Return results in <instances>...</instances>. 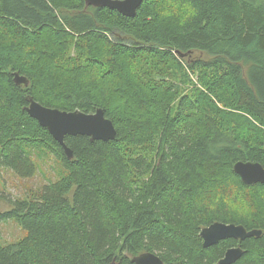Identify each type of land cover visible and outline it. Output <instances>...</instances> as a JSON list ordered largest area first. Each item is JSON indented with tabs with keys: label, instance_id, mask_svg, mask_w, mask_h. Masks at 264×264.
I'll return each instance as SVG.
<instances>
[{
	"label": "trees",
	"instance_id": "16d2710c",
	"mask_svg": "<svg viewBox=\"0 0 264 264\" xmlns=\"http://www.w3.org/2000/svg\"><path fill=\"white\" fill-rule=\"evenodd\" d=\"M27 97L101 109L116 136H66L68 159ZM42 155L60 171L9 200L0 222L26 236L0 244V264H132L146 252L216 264L230 244L199 237L214 222L259 230L237 264H264V185L233 172L264 168V0H144L133 18L83 0H0V167L29 179Z\"/></svg>",
	"mask_w": 264,
	"mask_h": 264
},
{
	"label": "water",
	"instance_id": "95a60500",
	"mask_svg": "<svg viewBox=\"0 0 264 264\" xmlns=\"http://www.w3.org/2000/svg\"><path fill=\"white\" fill-rule=\"evenodd\" d=\"M83 1L86 7L105 8L116 11L124 17L133 18L144 0ZM13 82L19 87L28 85L27 79L17 73L13 74ZM27 101L28 105L25 108L27 115L34 119L40 127L47 130L52 139L61 146L68 159H71L72 154L70 149L64 144L66 136H85L92 142H108L114 140L116 136L113 123L105 118L101 109H97L90 114L80 111L65 112L45 108L30 97H27ZM233 172L244 185H264V168L258 163L237 162L233 165ZM260 234L259 230L248 231L241 225L214 222L203 228L199 233V237L203 242L202 247L208 248L221 240L235 239L243 241L249 238H258ZM242 255L243 251L240 248L229 249L219 264H234ZM131 263L163 264L158 256L147 252L133 257Z\"/></svg>",
	"mask_w": 264,
	"mask_h": 264
},
{
	"label": "rangeland",
	"instance_id": "374dc122",
	"mask_svg": "<svg viewBox=\"0 0 264 264\" xmlns=\"http://www.w3.org/2000/svg\"><path fill=\"white\" fill-rule=\"evenodd\" d=\"M37 170L33 177L22 179L15 175L11 170L0 167V214L9 210V200L21 199L26 196L27 192L41 189L52 181L60 171L59 166L55 163V158L50 156H34ZM8 200V201H6ZM26 236L24 231L14 219H7L0 222V244L7 245L14 243Z\"/></svg>",
	"mask_w": 264,
	"mask_h": 264
},
{
	"label": "flooded vegetation",
	"instance_id": "af4514ba",
	"mask_svg": "<svg viewBox=\"0 0 264 264\" xmlns=\"http://www.w3.org/2000/svg\"><path fill=\"white\" fill-rule=\"evenodd\" d=\"M202 241V240H201ZM243 241H245V240H243ZM243 241H241V240H235V239H225V240H221V241H219V242H217L216 244H214V245H212V246H217V245H219L220 243L222 244H226L227 242H228V244H230L229 246H225V247H229V248H227L226 250H225V252H224V254L222 255V257L220 258V259H218V261L216 262V264H219V262L223 259V257H224V255H225V253H226V251L227 250H229V249H234V248H240L241 249V247H243L242 246V242ZM203 243V242H202ZM212 246H210V247H212ZM210 247H208V248H210ZM242 250V249H241ZM243 251V250H242ZM237 263H247V261H243V260H240V258L234 263V264H237ZM252 263V262H251Z\"/></svg>",
	"mask_w": 264,
	"mask_h": 264
}]
</instances>
